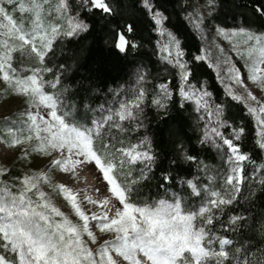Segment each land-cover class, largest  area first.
I'll list each match as a JSON object with an SVG mask.
<instances>
[{"label":"snow or ice","instance_id":"snow-or-ice-1","mask_svg":"<svg viewBox=\"0 0 264 264\" xmlns=\"http://www.w3.org/2000/svg\"><path fill=\"white\" fill-rule=\"evenodd\" d=\"M118 0H76V14L73 15V7L68 0H57L56 6L48 11H55L63 20L62 25L46 26L42 22L41 13L43 4H48L49 0H28L32 4L31 8H25L22 0H0V15L8 21L7 24H0V28L7 29L3 33L5 39H0V70H3V80L12 86L18 93L27 95L34 107L44 106L50 109L51 120L40 117L45 127L43 131L47 136L39 135V126L36 125L37 116L30 115L29 119L36 128L37 139L40 146H33L26 150L24 158H27L29 151L50 155L51 151H67L70 156H77L81 159L74 163H93L98 166L103 179L110 186V193L116 198L117 203L122 207L112 205L108 211L102 214L96 213L87 215L77 201V195L63 184L53 185L50 178L40 173L38 175H24L17 178L18 186H9L0 180V264H117L110 249L114 250L120 257L130 260L132 264H141L138 259L139 254L146 258L144 264H225L229 261V252L225 251L226 246L233 245V240L228 237L215 235L214 229L217 225L226 231L235 232L239 230L241 224L246 220L243 215H230L227 224L220 220L214 213L217 210L221 215L225 206L232 205L237 200L236 193L240 191L243 183L242 163L251 157L242 152L239 143L245 128L243 126H233L225 117V108L220 104L210 103L212 93L207 90L206 85L201 82L197 87L196 80L197 63L208 59L206 55H194L191 61L185 59V51L182 49L181 40L170 29L178 30V24L173 23L172 13L169 12L168 0H135L132 5L138 8L140 17L133 14L131 22H126L122 30L117 31V42L115 48L125 58L137 52L140 47L135 42L136 36L141 30L159 32L161 36H166L168 43L173 46L174 51L163 59L177 70L179 85L175 94L184 101H195L201 108L208 112L209 116H215L216 126L203 131L201 144H211L217 148L226 145L229 152L227 160L231 167V174L225 179V190L221 192L213 191L208 202L196 211H186L182 208L181 200L174 196V202L165 199L154 201L153 203L142 202L132 203L131 197L139 192V187L150 178L159 177L160 187H174L176 176L173 169L181 167L180 161H196L197 156L187 153L182 144L181 137L186 135L182 127L172 128L167 124V120L176 123V118L172 117L168 111V103L174 95L170 90L168 82L160 83L157 98L153 103L158 110H162L161 115L165 117V127L168 131V143L178 153L176 159L168 162L165 166L166 156L157 153L151 147L152 140L143 136L139 143L129 144L127 148L114 149V146L104 142L101 129L104 124L114 121V117L119 121H136V127H145L143 123V102L146 98V91L140 89L130 103L120 105L118 111L113 115L106 116L101 122H94L92 127L86 124L69 123L67 117L70 112L61 109L65 107L62 96L68 89L63 85L61 75L66 72L63 65L61 72L54 74L53 79L44 80L43 73L52 72V69L42 65L46 55L52 51L53 41L58 37H70L82 39L87 34L96 30L99 21L95 14L100 13L101 19L105 20L101 30L107 28L111 23H119L109 20L107 17L114 16L113 5ZM19 3L20 11L35 13V19L28 28L23 24L19 26L8 15L3 4ZM214 9L217 6L216 0H207ZM237 9L251 7L252 16L246 11H237L233 15V25L216 26V31L225 39L234 36H243L244 47L233 45L235 53L246 61L248 79L264 90V33L258 34L254 26L259 24L264 27V0L255 5L239 2ZM83 14V18L81 17ZM253 16L256 19H253ZM200 27V23L197 24ZM7 38L18 40L17 46L10 44ZM254 42L249 46L248 42ZM223 52V49H220ZM19 52L22 57L30 59L34 66L28 71L27 76L15 75L18 69L13 68L12 54ZM227 64V61H223ZM219 74L220 65H216ZM10 72L12 75H10ZM226 75L234 82L246 89L239 68L228 65L225 69ZM144 79L143 75L139 77ZM45 87L52 91H45ZM228 95L236 101H241L244 97L236 95L231 86H228ZM248 97L259 107L249 106L247 111L250 115H257L261 131L256 140L258 149L264 150V119L258 114H264V104L255 95L248 92ZM183 104H179L178 109ZM58 112L60 114H58ZM113 127L120 128L119 124ZM225 129L231 133V138H227ZM123 130V129H121ZM11 133V130H9ZM164 129L160 134L163 137ZM31 135L25 140L15 138L11 141L13 146L21 145L25 141H32ZM217 140L219 143H217ZM165 144L163 138L157 141V147L162 148ZM143 147V151L139 150ZM137 161L143 162V168L136 177H133L131 165ZM62 160L52 161L54 167H59ZM159 169L153 173V168ZM264 170V169H262ZM64 171H68L67 168ZM3 169H0V175ZM151 174V176H149ZM235 181V183H234ZM193 189L194 194H199L195 190L197 185L192 180L183 181ZM42 184L54 187L63 193L66 200L71 203L82 224H74L59 208L51 201V198L42 190ZM264 185V181L261 182ZM13 187L16 190L13 191ZM231 189V192L228 190ZM99 191V189H97ZM264 193V187L261 188ZM255 195V193H253ZM35 197V199H34ZM92 204H99L107 207L110 200L105 198L102 201H95L85 197ZM113 211L109 216L108 212ZM56 217H60L59 220ZM89 220L95 221L101 232H113L115 237L106 240L96 250L86 246L82 235L87 233L93 242L96 236L90 230ZM218 245L219 251L214 248ZM238 251V250H237ZM98 257V259H97ZM234 264L240 261L232 256ZM247 264V261L244 262Z\"/></svg>","mask_w":264,"mask_h":264},{"label":"trees","instance_id":"trees-1","mask_svg":"<svg viewBox=\"0 0 264 264\" xmlns=\"http://www.w3.org/2000/svg\"><path fill=\"white\" fill-rule=\"evenodd\" d=\"M202 0H168L169 12L172 13L173 23L178 24V30L170 29L181 40L182 49L185 51V59L191 61V57L200 54L201 41L196 35L194 29L186 20V14L191 11L196 4ZM241 0H216L217 6L214 9L211 5L208 20L218 26L233 25V15L237 11H246L252 16L251 7L246 9H237L236 4ZM249 5L261 3V0H242ZM135 0H118L113 5L114 16L107 17L109 20H115L119 23H111L107 28L101 30L105 20L101 19L100 13L95 14L99 21L96 30L87 34L82 39L70 37H58L53 41L52 51L49 52L41 67L47 66L52 72L43 73L44 80L53 79L54 74L61 72L60 66L63 65L66 72L61 75L63 85L68 89L62 96L65 107L61 112L68 111L70 115L66 118L69 123L86 124L90 126L94 119L95 110L98 106L108 102L113 90L119 86L135 87L136 93L140 89L146 91L147 95L143 102V123L145 127L137 128L136 121L114 120L104 124L101 129L105 143L114 146V149L126 148L129 144L137 143L147 135L152 140V149L157 153L166 156L165 166L168 162L176 159L178 153L173 146L168 143V131L165 127V117L161 115L162 110H158L151 101L157 98L159 84L168 82L170 90L174 95L168 103L169 114L176 118L177 122L167 120V124L172 128L182 127L186 135L181 137L182 144L187 153L197 156L196 161H180L181 167L173 169V175L176 176L174 187H160L159 177L149 179L139 187V192L131 197L132 203L148 202L153 203L159 199L165 198L170 192H178L182 195H189L190 191L183 181L193 180L201 172V168L206 166H216L217 154L207 144H201L202 122L190 103H183L181 98L175 94L179 85L177 70L163 57L157 44L156 32L148 31L141 26V30L136 36L135 42L140 45L137 52L143 53L138 56L135 53L126 58L115 48L117 42V31L122 30L126 22H131L133 14L140 17L138 8L132 7ZM74 11V0H70ZM76 13V12H75ZM83 18V14L81 13ZM253 19H256L253 16ZM256 29H264L259 24ZM12 64L19 68L18 54H13ZM27 64L34 67L30 59ZM143 75L144 79L139 77ZM134 76H137L133 79ZM203 82L207 90L212 93V101L225 108V117L233 126H243L245 133L239 142L242 146V152L248 154L251 159L242 170L244 177L240 185V191L237 192V200L232 205L225 206L224 213L221 215L214 210L215 215L227 224L228 216L243 215L246 220L241 224L239 230L232 232L224 228L214 229L215 235L228 237L233 240V245L226 246L225 251L229 252L230 259L225 264H234L232 256H235L240 264H264V193L261 184L264 181V154L256 145V128L251 116L248 114L245 106L240 102L233 100L223 90L217 80L212 68L205 62L197 63L196 83L197 87ZM45 91H52L45 87ZM179 104H183L178 109ZM58 114H60L58 112ZM113 124H119L120 128L113 127ZM123 129V130H121ZM164 129L163 137L160 131ZM227 137L230 133L225 130ZM164 139L165 144L162 148L157 147V141ZM133 177H136L143 168L140 162L131 165ZM220 167V166H219ZM222 170V169H221ZM159 169L154 167L153 173ZM216 178L214 184L218 185L216 170L209 174ZM151 176V174H149ZM221 176V175H220ZM255 193V195H253ZM238 250V251H237Z\"/></svg>","mask_w":264,"mask_h":264},{"label":"rangeland","instance_id":"rangeland-1","mask_svg":"<svg viewBox=\"0 0 264 264\" xmlns=\"http://www.w3.org/2000/svg\"><path fill=\"white\" fill-rule=\"evenodd\" d=\"M22 2L24 3L26 9L32 7V4L28 3V0H22ZM68 2L70 3V0H68ZM56 3L57 0H49L48 4L42 5L43 12L41 13V17L42 22L46 26H57L63 24V20L55 11H48L50 8L54 9ZM76 4V0H74V6ZM3 7L6 9L7 14L12 16L13 21L17 26L23 24L25 28H28L31 22L35 19V13L20 11L19 3H13L11 5L4 3ZM210 8L211 6L207 3V0H202L199 1L196 6L186 14V20L194 29L197 37L201 41L199 55H206L208 57L205 62L212 68L218 82L227 95L228 86H231L234 94L244 97V99L240 102L245 106L246 109L249 106L259 107V105H257L254 101H251V99L248 97V92H251L257 97L258 100L261 101L262 104H264V90L248 79L246 61L238 56L233 50V45H238L243 48L245 46V38L243 36H234L230 39H225L223 36H220L216 31V26L218 25H214L208 20ZM72 14L75 15V11H73ZM7 23L8 21L6 18L3 15H0V24ZM198 23H200L199 28L197 27ZM254 30L258 34L264 33V29L254 28ZM5 31H7V29L0 28V39H5L3 35ZM156 34L158 37V47L164 57L167 56L170 51H174L173 46L168 43L166 36H161L159 32H156ZM7 39L10 44L18 47L20 43L18 40H13L12 38ZM253 43L254 42L252 41L248 42L249 46H251ZM2 49L3 45H0V50ZM220 49H223L224 51L221 52ZM16 53L18 54L19 62V68L16 67V69L20 71L15 73V75L27 76L31 74L28 71V69L32 68L27 64L28 58L22 57L19 52ZM13 54L12 60L14 59ZM223 61H227V64H224ZM217 64L220 65L219 74L217 73ZM228 65H233L234 67L239 68L244 84L246 85V89L236 84L234 80L230 79L228 75H226L225 69ZM261 67H264V65ZM13 68L15 67L13 66ZM10 75H12L11 72ZM136 77L137 76H134L133 79ZM134 88L135 87L129 88L124 86L115 88L113 90L111 99L96 108L94 119L89 127H92L94 122H101L106 116L113 115L119 110L121 104L132 102L137 95ZM181 100L183 103H190L193 106L194 111L197 113L200 121L202 122L203 138V131L205 129H210L216 126L215 116H209L208 112L202 108L197 110L198 105H196L195 101L187 102L182 98ZM210 103H213L212 99ZM50 111V109H47L44 106H40L39 108L34 107L27 95L18 93L12 86L3 80V70H0V169H3V174L0 175V180L9 186H18L17 178L23 177L24 175H38L40 173H44L50 178L53 185L63 184L71 189L72 192L77 195V201L80 204V207L89 216H91L93 213L100 215L104 211H108V209H110L113 204H115L117 207H122L117 203L116 198L110 193V186L103 179L102 173L99 171L98 166L94 165V162L85 164L74 163V161H77L81 158L77 156H70L66 150H54L51 151L50 155L29 151L28 157L24 158V153L26 150H30L33 146H40V142L37 139L36 128L32 125V121L29 119V116H37L36 125H38L40 129L39 135L43 137L47 136L48 133L43 131L45 125L43 124V121L40 119V117L51 120ZM258 115L259 118L264 119V114ZM250 116L256 128L257 139H259L258 133L261 131V128L258 123L257 115ZM114 120L116 121L118 119L114 117ZM9 130H11V133ZM220 130L225 132V129ZM29 135L33 137L32 141H25V143L15 146L11 144V141L15 138L25 140V137ZM229 136V138H231V133ZM217 143H219L218 140ZM207 145H209L216 152L218 165H210L206 166L205 168L202 167V173L197 175V177L192 180L197 185L195 191L199 194H194L193 189L185 184V186L188 188L187 190L190 191L189 195L186 196L178 192H170L165 198L162 199L168 200L169 202H174V196H178L181 200L182 208H184L186 211H196L202 205L208 202L213 191L221 192L223 195L225 190V179L227 175L231 174V167L234 165L230 166L227 160L229 150L226 145H221L219 148L213 146L211 142ZM139 150L143 151L144 149L141 147ZM262 151L264 154V150ZM56 159L63 161L61 166H53L52 161ZM137 162H140L143 166L142 161ZM247 163L248 161L242 163V170ZM65 168H67L68 171H64ZM214 169L216 170L217 178H219L218 185L214 184V181L216 180V178L213 176L214 174H209V172L214 171ZM97 189H99V191H97ZM15 190L16 187H13V191ZM42 190L48 195V197L51 198L52 203L57 208H59L60 211H62L74 224L83 223V221L76 214L74 208L71 206V203L66 200L63 193L59 192L58 189L54 187H48L46 184H42ZM228 191L231 192V189ZM85 197H89L92 200L98 202L108 198L110 203L107 205V207H101L98 203H89ZM108 214L109 216H112L113 211H109ZM56 219L59 220L60 217H56ZM89 227L96 236L95 242H93L92 238L89 237L87 233L82 235V239L85 241L86 246L91 248L94 255H96V250L100 247V245H102L106 240L114 239L115 233L99 231L96 222L92 220H89ZM214 248L219 251L218 245H214ZM109 251L112 253L113 258L117 260V264H132L130 260H125L123 257H120L114 250L110 249ZM137 258L141 260V264H144L146 258L143 257L142 253L139 254Z\"/></svg>","mask_w":264,"mask_h":264}]
</instances>
